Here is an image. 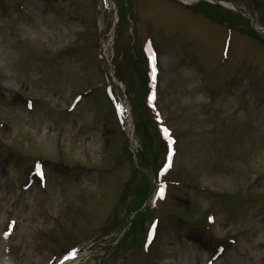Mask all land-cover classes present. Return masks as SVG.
Wrapping results in <instances>:
<instances>
[{
    "label": "rangeland",
    "instance_id": "rangeland-1",
    "mask_svg": "<svg viewBox=\"0 0 264 264\" xmlns=\"http://www.w3.org/2000/svg\"><path fill=\"white\" fill-rule=\"evenodd\" d=\"M20 1L25 2L23 9L0 20V59L4 82L13 87L24 82L35 103L33 110H25L15 93L8 96L4 91L6 96H0V122L5 128L0 129V137L12 144L9 159L0 146V230L7 217L16 221L10 230L11 264H43L62 247L82 242L109 225L119 226L135 207L144 176L149 175L135 166L134 148L124 146L100 87L78 105L75 114L60 112L73 93L101 81L95 62L94 0H0V14ZM135 1L137 18L145 24L142 27H153L161 53L159 102L181 138L174 171L190 178L192 185L218 191L204 193L186 185L169 192L170 197L179 194L186 206L161 214L151 252L160 245L157 264H206L213 238L198 229L206 230L202 217L213 209L218 217L216 238L234 236L236 242L209 264H264V200L258 180L264 171V33L253 32L241 13L218 11L215 3L192 0L184 7L159 0L169 7L164 11L155 0ZM222 1L264 26V0ZM119 4L126 15L127 2L118 0ZM215 14L232 20L230 32ZM109 31L114 33L111 24ZM118 37L115 70L127 95L137 103L143 80L138 79L139 59L126 18ZM227 37V59L220 62ZM136 132L140 137L146 134ZM140 142L146 146L143 139ZM150 142L149 154L142 153V160L154 162L159 153ZM35 154L80 169L49 166L46 190L33 187L18 193L17 185ZM176 177L183 179L173 172L172 178ZM150 214L144 221L137 218L120 243L116 244L118 237L108 238L106 247L96 249L91 257L103 261L107 253L136 244ZM130 260L143 263L134 255Z\"/></svg>",
    "mask_w": 264,
    "mask_h": 264
},
{
    "label": "bare ground",
    "instance_id": "bare-ground-1",
    "mask_svg": "<svg viewBox=\"0 0 264 264\" xmlns=\"http://www.w3.org/2000/svg\"><path fill=\"white\" fill-rule=\"evenodd\" d=\"M155 1L157 2L158 5H160V6L163 8L164 11H168V10H169V7L166 6L165 4H161V3L159 2V0H155ZM224 2H225V1H224ZM3 130L5 131V128H3Z\"/></svg>",
    "mask_w": 264,
    "mask_h": 264
},
{
    "label": "snow or ice",
    "instance_id": "snow-or-ice-1",
    "mask_svg": "<svg viewBox=\"0 0 264 264\" xmlns=\"http://www.w3.org/2000/svg\"><path fill=\"white\" fill-rule=\"evenodd\" d=\"M153 71H155L154 69H153ZM165 133H167V130L165 129Z\"/></svg>",
    "mask_w": 264,
    "mask_h": 264
}]
</instances>
